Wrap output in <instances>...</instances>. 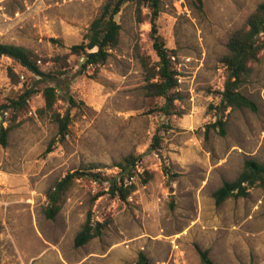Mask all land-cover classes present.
<instances>
[{
    "label": "rangeland",
    "instance_id": "obj_1",
    "mask_svg": "<svg viewBox=\"0 0 264 264\" xmlns=\"http://www.w3.org/2000/svg\"><path fill=\"white\" fill-rule=\"evenodd\" d=\"M107 1L0 0V42L29 48L55 75L40 79L0 56V104L36 89L24 107L3 114L0 264H138L140 253L148 264H201L198 249L216 264H264V184L219 205L213 197L246 159L264 162V48L241 86L257 111L218 109L227 43L264 0H202L200 9L192 0H159L157 31L178 72L177 114L168 116L154 111L163 99L142 89L141 59L149 66L157 60L148 0L122 5L119 41L103 64L83 68L84 56L71 53ZM46 86L55 88L51 109ZM56 114L69 117L61 139ZM218 118L224 133L209 126ZM156 133L160 146L150 150ZM127 155L139 157L140 171L122 200L108 184ZM75 170L98 178H76L47 218L48 188ZM88 213L106 227L76 247Z\"/></svg>",
    "mask_w": 264,
    "mask_h": 264
},
{
    "label": "trees",
    "instance_id": "obj_2",
    "mask_svg": "<svg viewBox=\"0 0 264 264\" xmlns=\"http://www.w3.org/2000/svg\"><path fill=\"white\" fill-rule=\"evenodd\" d=\"M128 0H108L101 8L100 13L92 20L83 40L70 47L71 53L83 55L84 61L82 67L97 66L103 64L110 55L109 50L114 48L119 41L121 30L120 24L116 21L115 15L120 11L122 5ZM152 9L151 15V38L152 47L156 53L157 60L152 65L144 59L142 64L146 71L145 84L142 89L144 95L149 98H162L163 103L156 105L154 111L160 112L166 116L177 114L174 101L179 99L177 88L178 72L174 66L172 57L174 51L168 49L157 31L156 19L159 13V0H148ZM192 4L199 9L202 6V0H192ZM263 36V39H261ZM264 48V1L259 3L254 11L248 16L245 26L237 29L231 35L227 43V53L222 61L228 70L227 78L224 82L223 90L220 92V103L218 109L224 112L230 109H250L257 111L258 107L255 101L249 98L241 91V86L247 81L251 67L250 63L257 59L259 52ZM0 56H6L17 62L31 74L40 79L55 78L51 71H43L38 65V57L29 48L21 45L0 42ZM60 58V56H58ZM63 59V58H62ZM61 59V60H62ZM65 62V60H64ZM14 76V73H10ZM36 92L34 87L24 89L17 98H12L7 103L0 104V142L4 146L7 142L9 127L3 123V114L10 108H21ZM45 108L51 109L56 99L55 88L46 86L42 89ZM72 103L75 101L70 96ZM59 123V139L63 138L67 131L68 114L60 116L55 115ZM225 121L218 118L209 124L210 127H219V131L224 133ZM161 135L155 134L150 150L159 148ZM52 150L51 144L45 152ZM136 164H139V157L127 155L116 166L119 171L114 175L108 184V192L112 196H118L124 200L134 188L131 177L137 174ZM89 175L97 180L98 173H86L83 171H72L57 179L47 190V205L43 213L47 218L53 219L61 207V197L70 187L76 178ZM254 184H264V162L254 158H248L244 161L239 174L232 180H223L222 184L213 192L216 204H221L229 197H242L248 193V188ZM106 222H93L91 214L88 213L81 229L74 237L76 247L86 244L92 238L102 235ZM201 264H216L208 255L207 250L198 249ZM138 264H148L143 253L139 254Z\"/></svg>",
    "mask_w": 264,
    "mask_h": 264
},
{
    "label": "built area",
    "instance_id": "obj_3",
    "mask_svg": "<svg viewBox=\"0 0 264 264\" xmlns=\"http://www.w3.org/2000/svg\"><path fill=\"white\" fill-rule=\"evenodd\" d=\"M135 167H136L137 171H140V165L139 164H136ZM133 179L134 178L131 177L129 181H133Z\"/></svg>",
    "mask_w": 264,
    "mask_h": 264
}]
</instances>
